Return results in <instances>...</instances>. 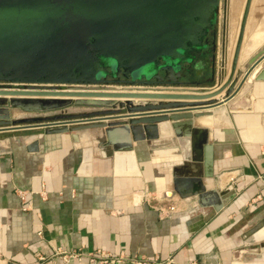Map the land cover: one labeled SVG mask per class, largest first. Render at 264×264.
Listing matches in <instances>:
<instances>
[{
	"label": "crops",
	"instance_id": "0c3cea01",
	"mask_svg": "<svg viewBox=\"0 0 264 264\" xmlns=\"http://www.w3.org/2000/svg\"><path fill=\"white\" fill-rule=\"evenodd\" d=\"M228 56L226 77L232 52ZM245 95L249 109H227L229 127L219 116L193 119L194 126L213 130L211 177L202 184L205 193L212 188L220 195L218 212L198 204L196 186L185 176H179V194L162 196L172 190L163 161L178 158L166 144L153 152L148 142L115 151L101 144V128L73 132L78 143L69 132L43 128L0 132V264H264V248L257 254L242 249L264 241V225L254 229L264 222V81L253 82ZM179 109L189 107L172 110ZM93 110L99 109L67 112ZM11 113V119L29 117ZM196 165L203 175V163Z\"/></svg>",
	"mask_w": 264,
	"mask_h": 264
},
{
	"label": "water",
	"instance_id": "95a60500",
	"mask_svg": "<svg viewBox=\"0 0 264 264\" xmlns=\"http://www.w3.org/2000/svg\"><path fill=\"white\" fill-rule=\"evenodd\" d=\"M230 1L222 0V75ZM220 4L221 0H0V83L21 86L0 88V132L43 128L45 133L69 132L78 143L73 132L101 128V144L115 151H132L133 143L148 142L153 152L166 144L178 158L163 161L171 168L172 190L162 196L179 194V176H185L186 183L196 186L192 194L198 204L218 212L220 195L212 188L205 193L202 184L203 177H211L213 130L194 126L193 119L211 116L209 109L222 104H228V110H248L246 91L252 82L264 81V42L237 64L253 0L244 1L228 76L211 87L186 80L182 63L206 55L211 70L203 62L194 75L207 83L215 78L216 37L211 44L202 41ZM220 94L221 99L213 100ZM132 99L146 102L133 104ZM179 99L208 101L152 103ZM186 106L189 109L172 110ZM71 107L99 110L68 113ZM12 110L29 117L11 119ZM200 161L204 176L196 165Z\"/></svg>",
	"mask_w": 264,
	"mask_h": 264
},
{
	"label": "bare ground",
	"instance_id": "6f19581e",
	"mask_svg": "<svg viewBox=\"0 0 264 264\" xmlns=\"http://www.w3.org/2000/svg\"><path fill=\"white\" fill-rule=\"evenodd\" d=\"M244 1L245 0H231L230 1V6H229L230 8H229V12H228V33H227V37L229 38V43H230L229 48L232 49V51H233L234 42L236 39V34H237V29H238L241 13L243 10ZM262 2H264V0H253V6H252L251 14L248 17V20H249L248 21V29H247L246 35L244 36V40H243L242 46L240 48V53L238 56V63H237L238 65L245 62L246 59L249 57V55L264 42V13H263V15H261L259 17L258 20H255L257 18L256 17V9L259 7V5L261 6ZM261 10H262V8H261ZM253 16L255 17V19ZM119 89H121V88H119ZM148 92H150V91H148ZM227 105L228 104H226L225 107L217 108L215 111L210 112V113H212L211 116H214L217 118L219 116V119L221 120L222 124L225 125V127H229V125H230L229 119H228L227 114H226L227 113L226 111L228 109ZM211 116H206V117H211ZM214 126L216 127V125H214ZM169 147L172 148L171 146H169Z\"/></svg>",
	"mask_w": 264,
	"mask_h": 264
},
{
	"label": "rangeland",
	"instance_id": "374dc122",
	"mask_svg": "<svg viewBox=\"0 0 264 264\" xmlns=\"http://www.w3.org/2000/svg\"><path fill=\"white\" fill-rule=\"evenodd\" d=\"M252 6H253V4H252ZM261 8H262V10H261ZM251 10H252V8L250 9V14H251ZM263 13H264V2H262L261 6L259 5V7L256 9V17L257 18L255 19V17L253 16L254 19L258 20L259 19V15L261 16V15H263ZM222 17H223V9H222V0H221V4H220V7L218 8L217 15L215 17V20L213 21V24H214L215 28L217 29V35H216L217 49H216V52H215V61H214L215 78H214V80L212 82H210V83L208 82L207 83V82H205V78L204 77L200 78V76H196L197 78L195 80L200 82L201 86H203V85L204 86H209V85L213 86L217 81H223L226 78L225 74L222 75L220 73V67H221L220 54H221V38H222ZM227 22H228V19H227ZM225 32H226V30H225ZM229 44H230L229 43V38L226 36L225 37V64L227 63V60H228V57H229L228 55L230 53V48H229L230 45ZM209 57H210V55L209 56H207V55L204 56V61H203V62L206 63V69L208 68V72L211 70V66H212V61H210ZM226 67H227V64H226ZM226 67H224L225 70H227ZM186 80L188 82H190L191 84L194 82V81H192V80H190L188 78H186ZM114 88L115 89H119V87H114ZM244 98L248 99L246 95H244ZM256 245H259L258 249L254 248ZM261 248H264V241L253 243L252 245L246 244V246L243 247L242 249L245 250L247 254H250V251H252V250H254L255 254H257V251L259 249L261 250ZM250 257L252 258L253 255L250 256Z\"/></svg>",
	"mask_w": 264,
	"mask_h": 264
},
{
	"label": "flooded vegetation",
	"instance_id": "af4514ba",
	"mask_svg": "<svg viewBox=\"0 0 264 264\" xmlns=\"http://www.w3.org/2000/svg\"><path fill=\"white\" fill-rule=\"evenodd\" d=\"M215 37H216V29H215V26H214L213 20H212V22L210 21V26L207 28V34H206V36H205V38L203 39L202 42L207 41L209 44H211L213 42V40L215 39ZM203 61H204V57L203 56H196V57H194L192 62H189V63L188 62H184V63H182V67L184 69V72L187 73V78L188 79H190V80H192L194 82L197 81V80H195L197 77L194 75V73H196V70H197L198 66L201 63H203Z\"/></svg>",
	"mask_w": 264,
	"mask_h": 264
},
{
	"label": "built area",
	"instance_id": "2783aa9c",
	"mask_svg": "<svg viewBox=\"0 0 264 264\" xmlns=\"http://www.w3.org/2000/svg\"><path fill=\"white\" fill-rule=\"evenodd\" d=\"M173 209H174L173 207H170V210H171V211H172ZM72 257H76V255H75V254L72 255ZM90 260H91V261H94V258H91ZM98 262H99V264H103V263L106 262V260H104V259H99Z\"/></svg>",
	"mask_w": 264,
	"mask_h": 264
}]
</instances>
